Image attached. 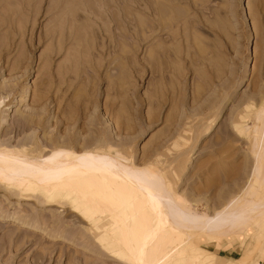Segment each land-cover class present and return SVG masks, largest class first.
Wrapping results in <instances>:
<instances>
[{
    "label": "rangeland",
    "instance_id": "1",
    "mask_svg": "<svg viewBox=\"0 0 264 264\" xmlns=\"http://www.w3.org/2000/svg\"><path fill=\"white\" fill-rule=\"evenodd\" d=\"M263 111L264 0H0V152L97 153L209 218L237 201L240 224L185 234L170 264H264ZM12 174L0 264H133L107 216Z\"/></svg>",
    "mask_w": 264,
    "mask_h": 264
},
{
    "label": "bare ground",
    "instance_id": "2",
    "mask_svg": "<svg viewBox=\"0 0 264 264\" xmlns=\"http://www.w3.org/2000/svg\"><path fill=\"white\" fill-rule=\"evenodd\" d=\"M261 114L259 118L264 127V113ZM55 156H58L55 163L35 165L9 152H0V179L12 171V180L26 181L29 187L34 183L26 176L34 177L52 189L76 194L83 204L110 219L117 244L133 264H170L183 252L181 246L185 234L190 235L196 230L216 231L227 224L236 226L245 219L243 212L234 210L235 200L214 217L191 212L170 196L154 172L128 170L97 153H86L76 163L64 160V152ZM259 171L258 167L254 170L256 178ZM260 203L252 204L248 211L262 208ZM173 216L175 223L171 220ZM199 254L198 250V256H202ZM191 264H196L193 257Z\"/></svg>",
    "mask_w": 264,
    "mask_h": 264
}]
</instances>
